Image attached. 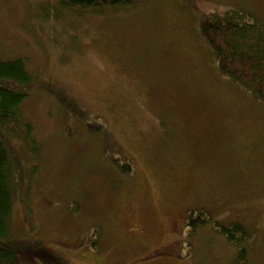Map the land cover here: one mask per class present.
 I'll return each instance as SVG.
<instances>
[{"label": "rangeland", "instance_id": "rangeland-1", "mask_svg": "<svg viewBox=\"0 0 264 264\" xmlns=\"http://www.w3.org/2000/svg\"><path fill=\"white\" fill-rule=\"evenodd\" d=\"M236 10L264 24V0H1L0 59L32 76L30 125L3 130L19 170L6 264H264V103L200 32ZM233 223L241 262L216 231Z\"/></svg>", "mask_w": 264, "mask_h": 264}, {"label": "trees", "instance_id": "trees-1", "mask_svg": "<svg viewBox=\"0 0 264 264\" xmlns=\"http://www.w3.org/2000/svg\"><path fill=\"white\" fill-rule=\"evenodd\" d=\"M66 3L80 10L103 12L110 7L119 9L131 5L134 0H66ZM200 32L210 49L217 72L264 103V24L244 11H227L205 16L200 23ZM31 82L32 76L24 60L0 59V264H6L11 256L9 221L13 206V182L15 173L19 171L3 130L18 123L24 127L30 125L22 119L20 105L27 96L26 88ZM187 217L191 219L192 215L188 214ZM197 221L191 219L192 229L197 226ZM216 231L233 246L249 236L248 230L239 223L229 227L219 226ZM245 254V248L238 247L236 260L243 261ZM42 257L46 262V255L42 254ZM53 261L54 264H62L57 259Z\"/></svg>", "mask_w": 264, "mask_h": 264}, {"label": "flooded vegetation", "instance_id": "flooded-vegetation-1", "mask_svg": "<svg viewBox=\"0 0 264 264\" xmlns=\"http://www.w3.org/2000/svg\"><path fill=\"white\" fill-rule=\"evenodd\" d=\"M191 219L194 220L195 218L191 217ZM191 219L189 217H187L186 224H189L190 225Z\"/></svg>", "mask_w": 264, "mask_h": 264}]
</instances>
